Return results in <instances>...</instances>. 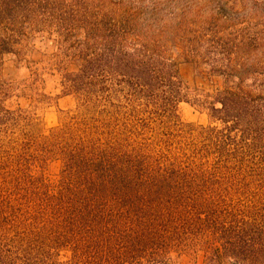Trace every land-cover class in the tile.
<instances>
[{"label":"trees","instance_id":"trees-1","mask_svg":"<svg viewBox=\"0 0 264 264\" xmlns=\"http://www.w3.org/2000/svg\"><path fill=\"white\" fill-rule=\"evenodd\" d=\"M228 7L166 24L157 1L0 0V63L38 31L78 61L62 76L75 108L46 134L0 95V264H165L197 249L202 264H264V45ZM171 46L221 77L203 101L217 125L179 120ZM51 157L50 182L36 167Z\"/></svg>","mask_w":264,"mask_h":264},{"label":"rangeland","instance_id":"rangeland-1","mask_svg":"<svg viewBox=\"0 0 264 264\" xmlns=\"http://www.w3.org/2000/svg\"><path fill=\"white\" fill-rule=\"evenodd\" d=\"M157 1L163 12L161 21L166 24L177 20L183 11L191 17L198 12L203 19L214 15L218 5L226 4L236 17V27L257 31L264 45V0H144ZM197 11V12H196ZM229 11V9H228ZM197 15V16H198ZM75 38L81 39L82 30H75ZM170 56L177 61L185 99L177 104L179 120L191 125H217L209 116L208 104L203 101L221 82V77L201 71L192 59H184L179 50L170 47ZM78 61L64 56L57 50L55 35L33 32L23 38L14 52L2 55L0 63L1 103L7 108H21L32 115L31 130L46 134L59 123L61 116L74 110L75 95L62 89V76L77 71ZM60 160L51 157L36 167L47 181H54L60 170ZM202 251L197 249L172 250L165 264H202Z\"/></svg>","mask_w":264,"mask_h":264}]
</instances>
